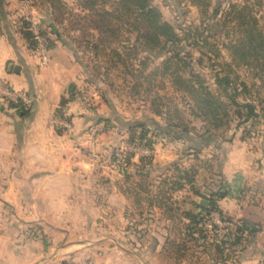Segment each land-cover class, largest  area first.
I'll list each match as a JSON object with an SVG mask.
<instances>
[{"label": "rangeland", "instance_id": "374dc122", "mask_svg": "<svg viewBox=\"0 0 264 264\" xmlns=\"http://www.w3.org/2000/svg\"><path fill=\"white\" fill-rule=\"evenodd\" d=\"M63 1L64 4L59 6L48 0H34L31 6L38 10L34 15L44 16L49 21V31L54 26L57 28L61 34V45L71 51L81 71L79 91L84 112L91 120L86 127L88 142L81 148L86 149L90 141H94L97 151L91 168L94 175L99 176V187L79 191L77 197L83 200L86 197L106 199L111 182H114L120 196H130V239L133 246L139 242L147 245L149 262L236 264V250L250 244L252 236L232 247L229 244L241 235L243 238L248 235L239 231L243 222H253L231 219L217 210L208 213L204 209L210 207L212 193L223 184L220 177L223 144L237 135L263 144L264 72L261 79L258 69L237 64L232 49L223 45L232 39L226 37L228 29H233L231 33L236 32V36L243 33L235 28L236 20L225 21L219 16L220 21L216 22L210 14L217 3L221 2L224 8L230 1L244 3L245 0H152L164 19L175 25L182 38L178 44H169L164 51L159 47L146 46L143 40H138L137 32L130 31L127 25L116 19L109 25L116 29L115 34L96 28L98 16L93 9L84 8V0ZM111 1L98 0V5L112 10ZM261 2V5H256V13L259 27L264 31V0ZM208 24L210 28H206ZM188 29L192 30L190 38L186 37ZM198 32L209 36V46L202 48L193 44ZM173 51L179 52L185 57L184 61L190 63L187 65L177 58L169 61ZM218 73H229L238 85L244 83L245 87L239 86L238 101L254 103L256 116L244 120L243 115L248 110L238 111L239 108L224 95L222 99L228 104L227 116L224 110L216 120L204 114L199 116L202 111L196 97L202 85L217 95L223 93V87L216 83ZM183 79H189L197 93H191ZM171 120L187 125L193 141H176L161 134L153 122L166 125ZM138 122L147 124V136L143 140L140 139L142 128H132ZM208 129L209 133L199 137ZM132 131L136 133L134 138ZM259 162L264 167L263 153ZM142 169L147 173H142ZM126 176H130L128 181ZM43 193V190H37V198L44 199ZM203 200H208L209 205H203ZM51 208L40 205L38 201L30 207L34 218L28 222L20 219V228L30 231L37 242V250L49 245H68L77 250L85 247L80 246L81 243L86 245L97 240L92 235H82L78 222L69 224L72 214L69 208L77 207H54V212ZM4 209L22 215L27 207ZM57 209L58 212L66 209L68 216H54ZM79 209L89 219L100 217L104 221L100 224L109 226L106 224V204H99L94 209L90 206ZM189 212L200 215L201 219L203 217L198 225L203 232L195 231V224H191V219L187 220ZM86 224L82 222V226ZM86 226L89 230L84 231L85 234H91L95 221L88 222ZM57 236L60 239L55 241ZM222 248L230 254L227 262L223 260Z\"/></svg>", "mask_w": 264, "mask_h": 264}, {"label": "crops", "instance_id": "0c3cea01", "mask_svg": "<svg viewBox=\"0 0 264 264\" xmlns=\"http://www.w3.org/2000/svg\"><path fill=\"white\" fill-rule=\"evenodd\" d=\"M37 11L20 0L0 1V84L24 90L34 100L31 108L0 100V264H158L149 262L146 244L133 246L130 196H120L114 182L108 185L106 199L77 197L79 191L99 187V176L91 168L97 151L94 141L81 148L88 142L86 127L91 121L79 91L81 71L71 51L61 45L60 32L53 25L51 33L49 21L34 15ZM31 20H39L43 33L48 30L44 33L50 42L47 65L40 63L27 35ZM58 120L69 121L71 130L60 126ZM263 151L264 140L259 145L239 135L226 141L221 150L220 177L225 194L219 207L228 218L251 221L258 228L250 244L236 250V264H264V167L259 162ZM37 190L44 191V199L37 198ZM38 201L53 207V212L54 207H77L69 208V224L78 222L82 235L97 240L81 243L85 247L77 250L68 245L37 250L35 238L20 228L19 222L34 218L30 207ZM102 203L108 207V227L100 224L104 222L100 217L89 219L79 209H94ZM21 205L27 207L22 215L4 209ZM58 210L54 216H68L66 209ZM87 221H95L91 234L84 232ZM82 222L87 224L82 226Z\"/></svg>", "mask_w": 264, "mask_h": 264}, {"label": "trees", "instance_id": "16d2710c", "mask_svg": "<svg viewBox=\"0 0 264 264\" xmlns=\"http://www.w3.org/2000/svg\"><path fill=\"white\" fill-rule=\"evenodd\" d=\"M48 1H52L53 3L56 2L59 4V6L64 4L63 0ZM251 1L252 0H245L244 3H233V1H230L228 6L224 8L221 2L217 3L210 14V18L216 20V22L220 21L218 20L219 16L224 17L225 21H227V19L233 21L236 20L237 25H235V28H239V31L243 33H240L236 36V32L231 33V30L233 29H228L226 31V37H231L232 39L229 42H223V45L229 47V49H232L234 52V60L237 64L241 63L250 67L253 66V68L259 70L257 74H260L262 79V73L264 72V31L259 27V20L256 13V5H261L262 2L261 0H257L253 3ZM83 4L85 9H93L94 13H96L98 16V21L96 20L97 24L95 25L96 28L108 32L110 31L115 34L116 29L110 26L113 20L116 19L117 21H121L123 24L127 25L130 31L137 32L138 40H143L144 44L150 48L159 47L161 49L160 51H164L169 44H178L182 40L175 25L164 19L161 10L155 4H153L152 0H113L111 1V5L113 4L112 10L102 7V5H98V0H84ZM98 6L102 7V9L96 8ZM206 28H210V25H206ZM47 31L48 30L44 31L46 35L48 34ZM186 32V37L190 38L192 36V30L188 29ZM203 32H198V37L193 42L195 46L203 48L210 45L208 41L209 36H204ZM27 35L31 39V44L35 46V42L32 40V33L30 30H28ZM200 37H204L202 41L199 40ZM173 58H177L179 61L185 60V57L181 56L180 53L176 51H173V55L169 58V61ZM184 63L188 65L190 61H184ZM229 73H226L225 75H221L220 73L217 74L216 83L223 87V93L219 95L215 94L211 89H209L208 86L202 85L200 88L201 92L198 93L196 97L197 105L202 111L199 116H203L204 114L209 119L211 118L216 120L218 119V116L222 110L225 111V116H227L228 113L226 112V108L228 107V104L224 101V99H222L223 95L230 100L231 104L236 105L239 108L238 111L244 108L248 110L247 113L243 115L245 118L244 120H249L253 116H256V105H254V103H243L238 101V96L241 93L239 86L245 87L244 83L241 82L238 85V82H235ZM182 82L186 83V87L189 91H191V93L194 92L193 88L191 87L192 85L189 84V79H183ZM194 93H197V90ZM11 105L15 107L22 106L15 103H12ZM59 113L62 114L60 111ZM153 122L156 129L161 134L170 136L176 141L183 139L193 141L194 139L191 137V130L187 125L175 123L172 120L166 125H161L157 121ZM133 127L142 128L143 131L140 134V139L143 140L146 138V123L138 122L136 126H132V128ZM209 132L210 129L206 130L202 135H199V137L202 138ZM132 135L133 138L136 137L135 131H132ZM224 194L223 186L221 185L219 186V190L217 192L212 193L213 198H211L210 207L205 208L204 210L208 213H211L213 210H217L223 214L219 207L218 200L223 198ZM187 216L191 219V224H195V231H204L203 229L198 228V225H200L203 217L201 219L200 215L191 212H189ZM239 231L241 233L247 232L248 235H254L258 231V228L254 224L243 222L241 227H239ZM236 239L237 240L234 243H230L229 245L231 246L239 244L243 240V237L241 235ZM225 244H228L227 241H225ZM225 251L226 249L222 248L221 253H223L224 256L223 260L227 262V259L229 260L230 258V254L229 252Z\"/></svg>", "mask_w": 264, "mask_h": 264}, {"label": "built area", "instance_id": "2783aa9c", "mask_svg": "<svg viewBox=\"0 0 264 264\" xmlns=\"http://www.w3.org/2000/svg\"><path fill=\"white\" fill-rule=\"evenodd\" d=\"M20 1L28 6H31L34 2V0ZM29 30L32 33V40L35 42L34 51L40 63L42 65H47L50 60V42L42 32L39 20H31ZM0 100L9 104H20L26 108H31L34 102L33 98L26 91L17 90L6 82L0 84ZM57 122L60 126L67 130H71L72 125L69 121L58 120Z\"/></svg>", "mask_w": 264, "mask_h": 264}, {"label": "water", "instance_id": "95a60500", "mask_svg": "<svg viewBox=\"0 0 264 264\" xmlns=\"http://www.w3.org/2000/svg\"><path fill=\"white\" fill-rule=\"evenodd\" d=\"M73 87H74V84H71L70 87H69V91L70 92L73 90ZM263 154H264V151H263ZM202 203H203V205H207V206L209 205V201L208 200H203Z\"/></svg>", "mask_w": 264, "mask_h": 264}]
</instances>
